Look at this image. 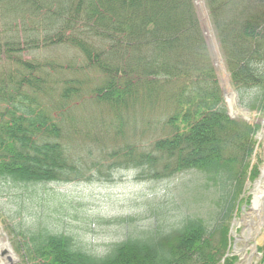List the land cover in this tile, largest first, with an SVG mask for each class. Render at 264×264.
I'll list each match as a JSON object with an SVG mask.
<instances>
[{
  "label": "trees",
  "instance_id": "obj_1",
  "mask_svg": "<svg viewBox=\"0 0 264 264\" xmlns=\"http://www.w3.org/2000/svg\"><path fill=\"white\" fill-rule=\"evenodd\" d=\"M203 2L237 104L257 120L229 115L194 0H0L6 191L91 179L93 171L108 180L114 169L143 170L154 180L196 172L204 189L221 194L208 218L183 216L165 230L133 227L99 254L52 229L66 211L60 203L52 217L30 212L19 194L18 211L27 215L12 230L3 222L20 264H234L230 220L264 158L256 137L264 116V0ZM123 131L128 144L103 146L109 132L116 141ZM24 196L40 204V194ZM78 207L71 208L85 210ZM259 252L264 264V245Z\"/></svg>",
  "mask_w": 264,
  "mask_h": 264
},
{
  "label": "rangeland",
  "instance_id": "obj_2",
  "mask_svg": "<svg viewBox=\"0 0 264 264\" xmlns=\"http://www.w3.org/2000/svg\"><path fill=\"white\" fill-rule=\"evenodd\" d=\"M194 2L205 37L213 54L214 66L225 94L226 103H231L230 115L242 117L247 121L253 118L257 120V113L253 112L251 115L247 109L238 106L236 93L232 89L229 75L217 50L203 0H194ZM18 29L16 27L15 32ZM67 56L75 57L77 65H79L80 58L77 54L70 53ZM2 64L4 62L0 61V67ZM88 73L90 78H97L96 73L92 71ZM88 84L93 86L95 83ZM82 110L84 111V108ZM259 121H261L263 129L257 134V140L263 142L264 148V116ZM114 133L109 132L102 143L104 147L111 145L118 147L122 143L128 144L130 142L129 133L123 131L118 135L116 141L114 140ZM142 145L146 146L147 143L144 142ZM263 169L264 158L257 179L254 181L246 180L242 186V190L239 192V201L245 199L246 202H240L236 216L230 220L232 250L230 248V254L227 257L233 259L234 264H246L249 258V264H259L261 259L259 248L264 243V226L250 225L245 216L251 206L252 194L258 182H261V185L264 184ZM142 171H114L113 169L108 180L99 178L93 171L91 179L57 185L55 183L39 186L28 185L27 191L22 188H13V192H8L6 191L7 183L0 182L2 185L0 186V264H20V257L14 251L3 222L5 221L12 230L16 227L18 218L20 219L22 216L24 218L27 215V213L22 214L18 211L16 196L20 197L21 195L23 203L31 209L30 212L33 209L34 211L44 210L46 214L52 217L53 213L56 212L54 203H60L66 211H64L62 221L59 216L55 218L57 224L51 221L52 229H62V232L66 234L72 233L82 241L84 248L98 254L105 250V245L108 243L122 239L123 236L129 237L133 227L161 225L165 230L168 229V226H176L183 216L199 214L208 218L210 212L216 209L213 207L216 206L221 194L214 192L212 187L204 189L201 185L205 179L201 174L187 172L171 179L154 180L148 178ZM28 191L40 194L38 206L34 202L32 204L27 203L24 195H28ZM70 203L76 205L79 210L78 205H82L85 210L79 212L84 211V213L77 212V209L75 212L69 207ZM251 219L254 220V217ZM145 236L148 238L149 232ZM150 236L153 237L154 233H150ZM258 252L260 254H257Z\"/></svg>",
  "mask_w": 264,
  "mask_h": 264
},
{
  "label": "bare ground",
  "instance_id": "obj_3",
  "mask_svg": "<svg viewBox=\"0 0 264 264\" xmlns=\"http://www.w3.org/2000/svg\"><path fill=\"white\" fill-rule=\"evenodd\" d=\"M262 175L264 176V169ZM252 195V203L245 217L250 225L264 226V184L258 182ZM251 217H254V220Z\"/></svg>",
  "mask_w": 264,
  "mask_h": 264
},
{
  "label": "water",
  "instance_id": "obj_4",
  "mask_svg": "<svg viewBox=\"0 0 264 264\" xmlns=\"http://www.w3.org/2000/svg\"><path fill=\"white\" fill-rule=\"evenodd\" d=\"M10 260V259H9Z\"/></svg>",
  "mask_w": 264,
  "mask_h": 264
}]
</instances>
